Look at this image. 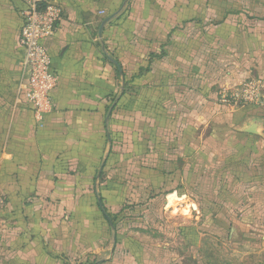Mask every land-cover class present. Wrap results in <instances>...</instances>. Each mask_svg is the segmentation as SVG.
<instances>
[{
	"label": "crops",
	"instance_id": "obj_1",
	"mask_svg": "<svg viewBox=\"0 0 264 264\" xmlns=\"http://www.w3.org/2000/svg\"><path fill=\"white\" fill-rule=\"evenodd\" d=\"M44 1L61 19L39 117L24 4L0 0V264H171L170 226L203 229L179 220L264 212V0ZM249 79L260 104L220 103Z\"/></svg>",
	"mask_w": 264,
	"mask_h": 264
},
{
	"label": "built area",
	"instance_id": "obj_2",
	"mask_svg": "<svg viewBox=\"0 0 264 264\" xmlns=\"http://www.w3.org/2000/svg\"><path fill=\"white\" fill-rule=\"evenodd\" d=\"M22 27L19 33L22 59L20 67L24 79L26 101L39 117L50 109L51 97L57 87V77L51 70L50 57L44 42L53 37L61 19V9L44 0H20ZM260 85L246 80L235 87L225 88L220 103L227 106L253 107L260 104Z\"/></svg>",
	"mask_w": 264,
	"mask_h": 264
},
{
	"label": "rangeland",
	"instance_id": "obj_3",
	"mask_svg": "<svg viewBox=\"0 0 264 264\" xmlns=\"http://www.w3.org/2000/svg\"><path fill=\"white\" fill-rule=\"evenodd\" d=\"M205 214L202 220H179L185 222V227L196 221L203 229L170 226V233L165 234L167 239L164 246L176 256H173L171 264H264V212L249 218L234 211L230 216L233 230L207 229L206 226L214 218L221 217L223 227L225 220L230 218L224 214Z\"/></svg>",
	"mask_w": 264,
	"mask_h": 264
},
{
	"label": "water",
	"instance_id": "obj_4",
	"mask_svg": "<svg viewBox=\"0 0 264 264\" xmlns=\"http://www.w3.org/2000/svg\"><path fill=\"white\" fill-rule=\"evenodd\" d=\"M108 21V19L107 20H105L103 23H102V27L105 25V23ZM101 27V28H102Z\"/></svg>",
	"mask_w": 264,
	"mask_h": 264
}]
</instances>
